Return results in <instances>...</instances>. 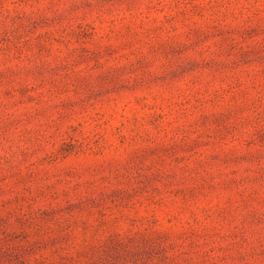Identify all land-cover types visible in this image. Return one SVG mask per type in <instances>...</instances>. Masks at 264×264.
<instances>
[{
  "label": "rangeland",
  "instance_id": "1",
  "mask_svg": "<svg viewBox=\"0 0 264 264\" xmlns=\"http://www.w3.org/2000/svg\"><path fill=\"white\" fill-rule=\"evenodd\" d=\"M0 264H264V0H0Z\"/></svg>",
  "mask_w": 264,
  "mask_h": 264
}]
</instances>
